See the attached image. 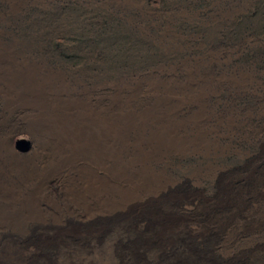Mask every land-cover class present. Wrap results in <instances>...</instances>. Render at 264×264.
<instances>
[{
    "label": "bare ground",
    "instance_id": "obj_1",
    "mask_svg": "<svg viewBox=\"0 0 264 264\" xmlns=\"http://www.w3.org/2000/svg\"><path fill=\"white\" fill-rule=\"evenodd\" d=\"M19 4L12 1V10ZM221 55L207 50L183 61L181 73L175 66L161 67L135 84L119 80L88 87L32 56L25 41L0 36V102L37 141L31 157H19L11 142L18 130L0 127V264L39 259L53 264L41 252L49 246L60 251L57 264H72L73 256L77 264H119V232L135 229L134 222L145 216L146 234L132 246V257L139 262L151 249L159 256V247L173 244L172 235L193 219L161 210L185 199L176 190L181 179L168 171L170 159L226 151L221 138L232 136L243 117L232 106L216 111L209 99L223 84L239 89L254 81L246 70L203 71ZM223 170L209 162L188 177L200 182ZM222 192L216 206L227 213L210 221L215 230L230 226L237 210H259L257 201L264 199L263 186L254 193L253 211L247 193L233 183L225 182ZM186 199L190 206L195 202ZM249 222L246 231L264 227V214ZM109 232L116 235L102 245ZM74 245L86 252L72 254Z\"/></svg>",
    "mask_w": 264,
    "mask_h": 264
},
{
    "label": "rangeland",
    "instance_id": "obj_2",
    "mask_svg": "<svg viewBox=\"0 0 264 264\" xmlns=\"http://www.w3.org/2000/svg\"><path fill=\"white\" fill-rule=\"evenodd\" d=\"M12 1L20 3L18 10H12ZM131 1L135 5L124 0H0V36L5 42L25 41L32 56L88 87L119 80L135 84L137 79L158 74L161 67L175 66L181 73L183 61L207 50L223 55L220 62L204 66L203 71L214 75L250 71L254 81L247 87L223 84L209 99L216 111L232 106L243 117L232 136L221 138L228 149L217 157L199 154L170 159L168 171L181 179L176 190L185 199L172 207L162 205L161 210L179 217L189 214L193 221L176 230L173 244L159 247V256L151 249L138 262L130 251L145 236L147 220L146 216L137 219L135 229L119 232L115 252L119 264H264V227L246 231L249 221L264 214V199L257 201L259 210L253 207L254 193L264 186V113H260L264 109V0ZM248 112L250 116L244 118ZM16 119L4 112L0 102V127L10 125L18 130L11 138L17 155L31 157L37 141ZM209 162L224 170L200 182L188 177L195 167ZM247 176L252 179H245ZM227 181L235 190L247 193L254 213L237 210L230 226L219 225L215 230L210 221L227 213L216 206ZM186 197H195L192 206ZM208 227L212 233L201 231ZM81 230L86 232V228ZM114 235L102 236V245ZM36 238L33 234L32 239ZM73 247L72 254L86 252ZM228 251L233 253L231 257ZM41 252L53 264L59 262L58 248L49 246ZM73 257L72 264H77Z\"/></svg>",
    "mask_w": 264,
    "mask_h": 264
}]
</instances>
